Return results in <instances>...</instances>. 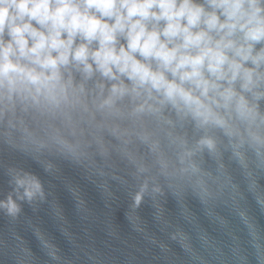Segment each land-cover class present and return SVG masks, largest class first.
Segmentation results:
<instances>
[{
  "label": "clouds",
  "instance_id": "9594fccd",
  "mask_svg": "<svg viewBox=\"0 0 264 264\" xmlns=\"http://www.w3.org/2000/svg\"><path fill=\"white\" fill-rule=\"evenodd\" d=\"M0 144L45 171L56 155L128 183L123 163L134 210L166 189L239 203L234 163L264 205V0H0ZM7 173L0 211L15 219L46 193L33 173Z\"/></svg>",
  "mask_w": 264,
  "mask_h": 264
},
{
  "label": "water",
  "instance_id": "95a60500",
  "mask_svg": "<svg viewBox=\"0 0 264 264\" xmlns=\"http://www.w3.org/2000/svg\"><path fill=\"white\" fill-rule=\"evenodd\" d=\"M42 159L54 164L52 171H45L42 160L0 144V199L12 191L10 167L36 175L46 193L43 201L19 202L15 219L0 211V264H57L35 229L59 249L60 264H260L255 245L264 247V205L234 163L229 170L242 194L239 203L217 199L203 204L191 192L176 197L166 189L156 199L146 195L134 210L131 193L137 186L123 163L117 172L128 183L100 177L60 156ZM258 185L264 192V172L258 173ZM240 207L256 226L255 237L238 215ZM175 231L187 239H172Z\"/></svg>",
  "mask_w": 264,
  "mask_h": 264
}]
</instances>
